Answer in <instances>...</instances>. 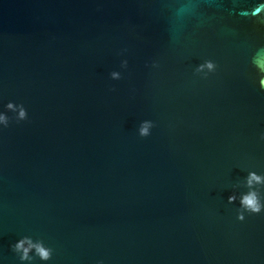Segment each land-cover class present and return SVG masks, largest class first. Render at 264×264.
Listing matches in <instances>:
<instances>
[{
  "label": "water",
  "instance_id": "95a60500",
  "mask_svg": "<svg viewBox=\"0 0 264 264\" xmlns=\"http://www.w3.org/2000/svg\"><path fill=\"white\" fill-rule=\"evenodd\" d=\"M0 113V264H264V0H0Z\"/></svg>",
  "mask_w": 264,
  "mask_h": 264
},
{
  "label": "clouds",
  "instance_id": "9594fccd",
  "mask_svg": "<svg viewBox=\"0 0 264 264\" xmlns=\"http://www.w3.org/2000/svg\"><path fill=\"white\" fill-rule=\"evenodd\" d=\"M116 74L113 73V76ZM7 107H12L11 104H8ZM25 115V112L22 110L20 112V116L23 117ZM0 123H5L6 124V117L0 113ZM149 127H150V122L149 121H141L139 126H138V134L141 136L148 135L149 133ZM254 182L259 183V182H264V177H261L260 175L256 173L250 172L249 175L246 177V183L251 186ZM235 199L234 195H229L228 200L229 202L233 201ZM240 205L242 211L237 212V219L243 220L244 219V213L245 212H250V213H258L262 209H264V201H261L259 196L255 191H249L246 194H243L240 198ZM16 247L19 249L22 247V242H18ZM37 250L41 255L42 259H47L49 252L45 249H43L41 246L37 245ZM24 252H27V249H24ZM23 258V257H22Z\"/></svg>",
  "mask_w": 264,
  "mask_h": 264
}]
</instances>
